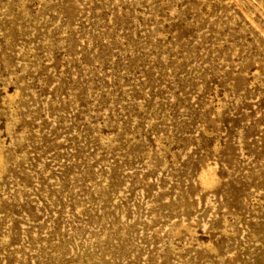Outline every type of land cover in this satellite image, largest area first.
Returning <instances> with one entry per match:
<instances>
[{
  "label": "rangeland",
  "instance_id": "obj_1",
  "mask_svg": "<svg viewBox=\"0 0 264 264\" xmlns=\"http://www.w3.org/2000/svg\"><path fill=\"white\" fill-rule=\"evenodd\" d=\"M0 158V264H264V0H0Z\"/></svg>",
  "mask_w": 264,
  "mask_h": 264
},
{
  "label": "bare ground",
  "instance_id": "obj_2",
  "mask_svg": "<svg viewBox=\"0 0 264 264\" xmlns=\"http://www.w3.org/2000/svg\"><path fill=\"white\" fill-rule=\"evenodd\" d=\"M1 157H2V156H1ZM0 162H1V158H0ZM2 162H3V161H2ZM207 171H208V170H207ZM207 171H206V172H207ZM204 172H205V171H204ZM208 172H209V171H208ZM211 173H212V172H211ZM214 173H215V172H214ZM207 174H208V173H207ZM209 174H210V173H209ZM209 174H208L207 176H209ZM203 175H205V173H203ZM212 176H213V175H212ZM201 177H202V176H201ZM210 177H211V176H210ZM203 178H204V177H203ZM205 178H206V177H205ZM208 178H209V177H208ZM209 179H211V178H209ZM212 179L214 180V177H212ZM212 179H211V180H212ZM202 181H203V180H202ZM208 181H209V180H207V182H208ZM212 182H213V181H211V183H212ZM211 183H210V184H211ZM207 184H208V183H207Z\"/></svg>",
  "mask_w": 264,
  "mask_h": 264
}]
</instances>
